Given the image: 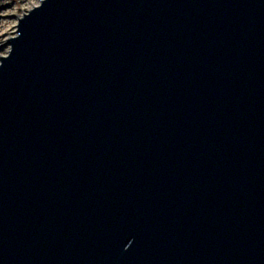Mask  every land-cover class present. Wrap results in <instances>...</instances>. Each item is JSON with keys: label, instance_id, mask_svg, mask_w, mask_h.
<instances>
[{"label": "water", "instance_id": "1", "mask_svg": "<svg viewBox=\"0 0 264 264\" xmlns=\"http://www.w3.org/2000/svg\"><path fill=\"white\" fill-rule=\"evenodd\" d=\"M18 19L0 264H264V0H41Z\"/></svg>", "mask_w": 264, "mask_h": 264}, {"label": "rangeland", "instance_id": "2", "mask_svg": "<svg viewBox=\"0 0 264 264\" xmlns=\"http://www.w3.org/2000/svg\"><path fill=\"white\" fill-rule=\"evenodd\" d=\"M41 0H0V56L8 54L9 41L6 38L17 34L16 25L23 13ZM34 4V5H32ZM18 17V18H17Z\"/></svg>", "mask_w": 264, "mask_h": 264}, {"label": "bare ground", "instance_id": "3", "mask_svg": "<svg viewBox=\"0 0 264 264\" xmlns=\"http://www.w3.org/2000/svg\"><path fill=\"white\" fill-rule=\"evenodd\" d=\"M32 5H34V4H32Z\"/></svg>", "mask_w": 264, "mask_h": 264}]
</instances>
